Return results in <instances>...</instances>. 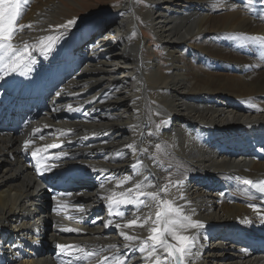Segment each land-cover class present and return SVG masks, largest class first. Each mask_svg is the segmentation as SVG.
I'll return each mask as SVG.
<instances>
[{
    "label": "bare ground",
    "instance_id": "6f19581e",
    "mask_svg": "<svg viewBox=\"0 0 264 264\" xmlns=\"http://www.w3.org/2000/svg\"><path fill=\"white\" fill-rule=\"evenodd\" d=\"M79 1L22 2L17 25L31 28L13 43L27 42L34 63L0 70V264H68L58 244L128 252L127 264H145L123 248L114 225L148 210L122 208L121 220L101 199L144 175L160 185L183 180L169 198L203 224L190 230L195 255L186 264H264V222L248 206L264 211V199L238 179L264 177V49L232 38L264 36V0H112L94 10ZM105 17L111 23L90 42H75ZM68 65L75 69L65 74ZM50 92L55 101H46ZM133 143L147 169L117 187L132 174L137 156L126 146ZM50 144L60 147L33 158ZM40 156L49 167L38 171ZM68 178L78 184L63 183Z\"/></svg>",
    "mask_w": 264,
    "mask_h": 264
},
{
    "label": "snow or ice",
    "instance_id": "6c2138e0",
    "mask_svg": "<svg viewBox=\"0 0 264 264\" xmlns=\"http://www.w3.org/2000/svg\"><path fill=\"white\" fill-rule=\"evenodd\" d=\"M22 2L27 3L28 0H0V70L4 71L7 75L9 72H16L18 70H28L29 64L34 63L29 59L30 45L24 42L22 47L13 43L14 38L18 31L25 28H31V25H17V21L22 15ZM217 3H222V0H217ZM253 0H247V5L251 6ZM75 23V20H69L65 24L56 25L57 29H67ZM233 39H239L243 43L256 45L260 49H264V36H246L240 34L233 36ZM49 41L46 47H51L53 37H46ZM27 61V62H26ZM166 123V121H162ZM159 127V126H157ZM40 129H36L35 133H39ZM61 135L65 133L61 132ZM43 139V137H41ZM31 141H25L24 147L27 149ZM60 147L58 144L47 145L43 149L32 151L33 158H37L38 154L47 151L48 148ZM130 149L133 155L137 156L136 162L130 167L132 174H126L123 178L118 179L117 187H121L129 181L133 180L134 176L142 175L141 170H146L147 165L139 158L140 150L136 144H129L126 146ZM155 149L157 153L165 152V146L156 144ZM144 154L148 153V149L142 150ZM46 159L40 156L37 159V170L41 168L47 169L49 166L43 164L42 161ZM153 161L156 156L150 157ZM159 167V163L157 162ZM109 181L117 179L116 177L106 178ZM154 177L151 175H144L141 180L136 182L133 187L127 188L125 191L120 192L117 196L115 192L111 195L102 197L107 201L106 207L109 215L113 214L123 220L126 217V212L121 210L128 206L140 212L141 209H147L144 215H137L133 213L134 218L127 220L123 224L115 223V228L118 234L126 242L123 248L130 252L138 251L142 255L145 264H186V262L193 256V248L196 244V236L190 234V230H198L203 227V224L194 220L191 215L187 214L185 209L178 205L175 201L176 198H169L170 188L179 187L183 184V180H173L171 177L167 178V182L163 185L154 182ZM246 188H250L256 193L260 194L261 199H264V180L254 181L248 178H238ZM103 187V185H101ZM154 189V190H150ZM71 195V193H68ZM250 200L256 197L249 196ZM180 199H183L181 196ZM257 216L261 217V222H264V211H262L257 204L250 203L248 205ZM55 211V209H54ZM82 211V209H81ZM245 223L249 221L247 218ZM113 226L112 220H108L104 227L108 228ZM146 228L148 235L142 237L139 235H130L124 229ZM63 232H79V229L62 228ZM170 238V239H169ZM57 248L61 254L66 253L69 256L68 264H90L93 259L96 264H127L128 252L113 251L111 256L102 255L104 249L98 251H88L79 245H63L58 244ZM110 249H117L118 245L112 244Z\"/></svg>",
    "mask_w": 264,
    "mask_h": 264
},
{
    "label": "rangeland",
    "instance_id": "374dc122",
    "mask_svg": "<svg viewBox=\"0 0 264 264\" xmlns=\"http://www.w3.org/2000/svg\"><path fill=\"white\" fill-rule=\"evenodd\" d=\"M112 0H80L79 2L81 3V5L83 6V9H90V10H94L97 7H104L106 5H108V2H111ZM89 10V11H90ZM80 11V10H79ZM81 12V11H80ZM82 13V12H81ZM111 23V18L110 17H105L103 19H101L100 21H97L95 24H93L92 26H90V28L86 29V30H82L81 32H78L77 36H76V40L75 42L78 45L84 46L86 44H83V42H87L89 37H95L96 32H98L99 30L103 29L105 26H107L108 24ZM148 37V36H147ZM87 40V41H86ZM91 41V40H90ZM88 41V42H90ZM149 41V40H148ZM74 66L73 65H68L65 67V74H70L74 71ZM51 95L52 92L47 94V99L46 101H55L56 99H51ZM70 180V181H69ZM66 182L68 185H73L76 186V184H78L76 180L72 179V178H68L66 179V181L64 180L63 183ZM50 200V201H49ZM49 200L46 201L47 202V206L50 205L52 206L53 203V197L51 194H49ZM52 201V202H51ZM49 203V204H48ZM54 224V219H50L49 223H48V228H52ZM217 239V237H215Z\"/></svg>",
    "mask_w": 264,
    "mask_h": 264
}]
</instances>
